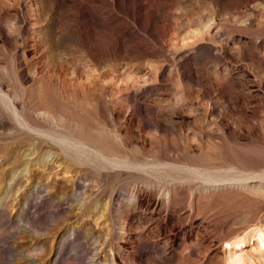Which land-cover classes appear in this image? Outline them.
<instances>
[{"label": "rangeland", "instance_id": "rangeland-1", "mask_svg": "<svg viewBox=\"0 0 264 264\" xmlns=\"http://www.w3.org/2000/svg\"><path fill=\"white\" fill-rule=\"evenodd\" d=\"M259 230L264 0H0V264H264Z\"/></svg>", "mask_w": 264, "mask_h": 264}, {"label": "bare ground", "instance_id": "bare-ground-1", "mask_svg": "<svg viewBox=\"0 0 264 264\" xmlns=\"http://www.w3.org/2000/svg\"><path fill=\"white\" fill-rule=\"evenodd\" d=\"M7 105H8V108L12 111L14 116L17 118V120L22 125H26V126L29 125V123L21 115L20 109L15 104V101L13 99H8ZM79 148H82L84 150L90 151V149L87 148V146H81ZM104 159H106V158H104ZM258 243H259V247H262V249H264V230H259ZM236 247L237 248L242 247L241 242L240 243H236L234 245H232L231 243H226V248L228 249V251H227L228 254H227V257L225 259V264H246L245 261H244V258H243L244 256H242V254H236L233 251V249H236Z\"/></svg>", "mask_w": 264, "mask_h": 264}]
</instances>
